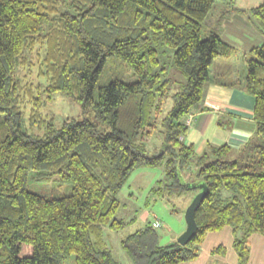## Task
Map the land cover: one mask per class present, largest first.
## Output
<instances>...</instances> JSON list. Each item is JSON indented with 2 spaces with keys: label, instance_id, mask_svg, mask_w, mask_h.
<instances>
[{
  "label": "trees",
  "instance_id": "1",
  "mask_svg": "<svg viewBox=\"0 0 264 264\" xmlns=\"http://www.w3.org/2000/svg\"><path fill=\"white\" fill-rule=\"evenodd\" d=\"M218 1L0 0V264H64L71 256L75 264H121L102 241L105 230L127 227L116 218L118 194L136 170L162 165L166 182L156 191L168 200L200 191L186 188L187 174L207 184L198 232L186 246L161 245L153 221L121 240L132 263L195 262L209 233L231 227L238 263L248 264L250 237L264 235V42L243 56L254 136L238 150L209 145L200 155L185 141L187 118L216 81L211 67L236 54L219 29L203 31ZM251 16L264 36V3ZM150 34L174 50L185 84L169 76ZM39 49L43 86L21 75ZM110 58L134 80L123 73L98 88ZM57 93L80 103L84 118L61 127L48 119L43 110ZM156 133L163 144L150 154ZM43 171L71 193L30 191V173L41 179Z\"/></svg>",
  "mask_w": 264,
  "mask_h": 264
},
{
  "label": "rangeland",
  "instance_id": "2",
  "mask_svg": "<svg viewBox=\"0 0 264 264\" xmlns=\"http://www.w3.org/2000/svg\"><path fill=\"white\" fill-rule=\"evenodd\" d=\"M262 3H264V0H235L233 3L228 0H219L204 21L203 31L216 28L222 33L221 29L228 23L233 29L241 32L243 25L237 23L235 20H240L241 23L246 22V27L248 24H250L248 26H252L251 24L255 21L251 16V10ZM254 27L257 28L255 24L251 28ZM150 36L152 37L153 46L159 52L160 60L168 68L169 76L178 82L179 87L185 84V75L175 67H172L174 50L163 46L159 35L150 34ZM42 54L43 50L39 49L33 55L31 62L35 65L32 71H28L31 68L21 71L22 77L27 78L26 81L28 80L41 86L46 83L45 79L39 75L38 65ZM123 73L126 82L134 80L131 70L126 69L118 59L110 58L100 78L98 88L105 85L110 78L121 76ZM169 102L171 103V101ZM43 114L48 119L53 120L56 126L59 127L67 119L82 120L84 118L80 103L61 93L53 96L52 102L46 105ZM162 144L163 136L156 133L154 139L148 144L149 153L154 154L155 151L161 148ZM37 175L35 172L30 173V180L28 182L30 191L48 198L62 197L71 193L70 185L61 181L59 175L48 174L43 171L41 179H34ZM186 177L190 178L191 181L195 179L193 175L187 174ZM165 182L166 170L163 165L158 167H142L132 174L118 194L121 205L116 218L128 223L127 227L119 232L105 230L102 235V241L104 246L110 250L113 257L121 264H133L120 245L121 240L127 235L144 228L154 220H159L162 224V227L157 230L160 235V244L166 245L172 241L175 233L180 231L181 223L184 222L186 224L185 212L195 193L194 191H187L182 196H174L168 200L165 192L161 195L160 192L156 191L164 187ZM64 264H75L74 256L68 258Z\"/></svg>",
  "mask_w": 264,
  "mask_h": 264
},
{
  "label": "crops",
  "instance_id": "3",
  "mask_svg": "<svg viewBox=\"0 0 264 264\" xmlns=\"http://www.w3.org/2000/svg\"><path fill=\"white\" fill-rule=\"evenodd\" d=\"M238 32L228 23L221 29L222 38L236 49L229 58H219L211 67V76L216 80L206 89V96L190 115L192 123L185 138L187 144H193L197 154H202L209 145H228L235 150L243 147L255 134V99L245 90L247 76L243 56L250 49L264 42V36L258 28L246 27ZM251 30H250V29ZM186 229L181 223L172 241H176ZM234 233L231 227L209 233L203 243L200 257L195 262L181 264H239L234 250ZM251 252L248 264H264V235L254 234L249 239ZM224 247V252L214 253Z\"/></svg>",
  "mask_w": 264,
  "mask_h": 264
},
{
  "label": "water",
  "instance_id": "4",
  "mask_svg": "<svg viewBox=\"0 0 264 264\" xmlns=\"http://www.w3.org/2000/svg\"><path fill=\"white\" fill-rule=\"evenodd\" d=\"M186 188L200 191L194 196L185 212L186 229L177 239L182 246H186L197 235L198 224L196 221V212L209 193L208 186L204 181L186 183Z\"/></svg>",
  "mask_w": 264,
  "mask_h": 264
},
{
  "label": "built area",
  "instance_id": "5",
  "mask_svg": "<svg viewBox=\"0 0 264 264\" xmlns=\"http://www.w3.org/2000/svg\"><path fill=\"white\" fill-rule=\"evenodd\" d=\"M191 123H192V117L189 116V117L187 118V120H186V124L190 127ZM153 226H154L156 229H159V228L162 227V224H161V222H160L159 220H154Z\"/></svg>",
  "mask_w": 264,
  "mask_h": 264
}]
</instances>
